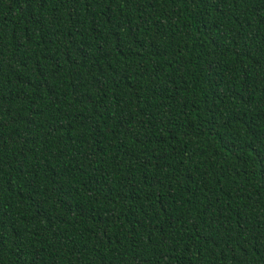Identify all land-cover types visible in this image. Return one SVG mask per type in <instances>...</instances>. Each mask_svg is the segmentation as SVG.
<instances>
[{
	"label": "trees",
	"instance_id": "16d2710c",
	"mask_svg": "<svg viewBox=\"0 0 264 264\" xmlns=\"http://www.w3.org/2000/svg\"><path fill=\"white\" fill-rule=\"evenodd\" d=\"M0 264H264V0H0Z\"/></svg>",
	"mask_w": 264,
	"mask_h": 264
}]
</instances>
